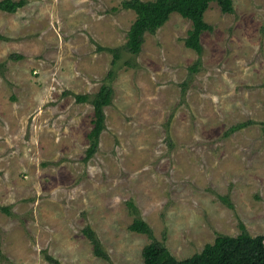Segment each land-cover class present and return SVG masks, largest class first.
Listing matches in <instances>:
<instances>
[{"label":"rangeland","instance_id":"1","mask_svg":"<svg viewBox=\"0 0 264 264\" xmlns=\"http://www.w3.org/2000/svg\"><path fill=\"white\" fill-rule=\"evenodd\" d=\"M25 1L0 9V204L12 210L0 211V264H50L44 250L63 264H144L152 238L130 229L136 217L178 259L241 224L264 235V0L210 4L192 75L191 21L177 12L138 55L122 50L87 160L94 107L74 94L99 90L137 14L123 0Z\"/></svg>","mask_w":264,"mask_h":264},{"label":"trees","instance_id":"2","mask_svg":"<svg viewBox=\"0 0 264 264\" xmlns=\"http://www.w3.org/2000/svg\"><path fill=\"white\" fill-rule=\"evenodd\" d=\"M25 0H1L0 9L16 12L24 6ZM212 2H216L225 13L234 11L233 0H123L122 7L133 9L137 16L127 32V40L124 47L108 48L114 55L113 66L106 80L99 90L93 94H74L78 103H90L94 107V126L89 134L91 145L87 149L85 160L91 157L98 149L100 136L106 128L105 106L112 103L114 86L113 79L116 70L121 66L122 50L136 56L142 50L147 34H155L171 17L172 13H179L191 21V28L185 37V45L197 52L199 58L189 66L190 74L198 72L203 53L202 34L213 29V26L205 20V13ZM103 49V47H101ZM21 57V55H18ZM126 63L130 64L129 61ZM187 82H183L186 85ZM242 122L233 125L229 131L234 132L248 125ZM134 212H138L136 205L129 202ZM0 211L12 215L11 206L1 205ZM241 233L232 236L220 234L213 243H207L204 248L185 259L175 257L168 247L156 239L152 228L140 217H136L130 224V229L139 233H145L152 241L147 243L142 251L144 264H264V235L253 236L244 224H241ZM84 234L93 245L96 256L111 262L109 253L104 248L96 230L87 225L83 228ZM45 258L50 264H63L47 250H44Z\"/></svg>","mask_w":264,"mask_h":264}]
</instances>
